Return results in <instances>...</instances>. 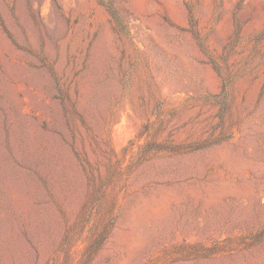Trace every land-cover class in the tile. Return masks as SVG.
Returning a JSON list of instances; mask_svg holds the SVG:
<instances>
[{
	"label": "rangeland",
	"instance_id": "rangeland-1",
	"mask_svg": "<svg viewBox=\"0 0 264 264\" xmlns=\"http://www.w3.org/2000/svg\"><path fill=\"white\" fill-rule=\"evenodd\" d=\"M0 264H264V0H0Z\"/></svg>",
	"mask_w": 264,
	"mask_h": 264
}]
</instances>
